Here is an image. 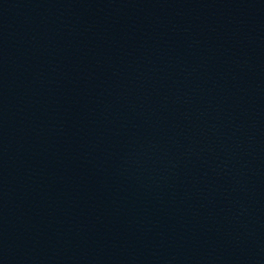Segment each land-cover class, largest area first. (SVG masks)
Masks as SVG:
<instances>
[{
    "label": "water",
    "instance_id": "water-1",
    "mask_svg": "<svg viewBox=\"0 0 264 264\" xmlns=\"http://www.w3.org/2000/svg\"><path fill=\"white\" fill-rule=\"evenodd\" d=\"M0 264H264V0H0Z\"/></svg>",
    "mask_w": 264,
    "mask_h": 264
}]
</instances>
